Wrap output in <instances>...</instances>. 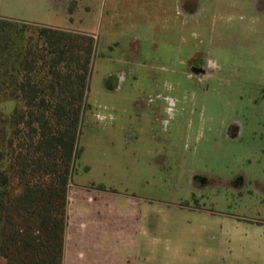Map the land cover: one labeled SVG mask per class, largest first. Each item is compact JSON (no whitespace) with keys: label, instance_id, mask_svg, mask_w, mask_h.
<instances>
[{"label":"rangeland","instance_id":"rangeland-1","mask_svg":"<svg viewBox=\"0 0 264 264\" xmlns=\"http://www.w3.org/2000/svg\"><path fill=\"white\" fill-rule=\"evenodd\" d=\"M0 16L96 37L71 262L93 260L78 233L122 261L106 239L133 228L134 262L264 264V0H0ZM103 106L115 120L97 121Z\"/></svg>","mask_w":264,"mask_h":264},{"label":"trees","instance_id":"trees-1","mask_svg":"<svg viewBox=\"0 0 264 264\" xmlns=\"http://www.w3.org/2000/svg\"><path fill=\"white\" fill-rule=\"evenodd\" d=\"M95 48L93 34L0 16V264H63Z\"/></svg>","mask_w":264,"mask_h":264},{"label":"crops","instance_id":"crops-1","mask_svg":"<svg viewBox=\"0 0 264 264\" xmlns=\"http://www.w3.org/2000/svg\"><path fill=\"white\" fill-rule=\"evenodd\" d=\"M17 20V19H16ZM25 22H29V23H38V24H44V23H39V22H33V21H27V20H22ZM48 25V24H45ZM53 26V25H50ZM54 27H58V28H64V29H68L67 26H57L55 25ZM70 185L68 186L69 189ZM69 200H68V204H67V217H68V226L69 223H71V219H70V215H69ZM139 214H141L140 212L138 214H135L134 216L137 217L139 216ZM83 223L81 222V225ZM112 234V238L106 239L110 242H113L115 240V243L117 246H121L122 249L124 251V256L121 258L122 261H120V259H114L111 260L112 257V253L113 250L111 251L112 247L111 245L108 246H104V245H100L98 243L97 247L95 248V240L91 239V238H86L85 236L80 235L79 233L76 236V240H75V244L79 245H85V242L88 241L87 244V252L88 255L90 257H92V261L90 262H84V261H70V256H69V251H67V242L68 240V233L65 234V238H64V257H63V264H142L139 260H136V262L131 261L128 256L129 255H136L138 254L139 250L142 247L141 244V240H140V235L138 233V230H135L132 228V231L129 234H126L124 232V230L122 228H116L113 229V231L111 232ZM91 239V240H89ZM96 241L97 237H95ZM99 242V241H98ZM80 254V253H79Z\"/></svg>","mask_w":264,"mask_h":264},{"label":"clouds","instance_id":"clouds-1","mask_svg":"<svg viewBox=\"0 0 264 264\" xmlns=\"http://www.w3.org/2000/svg\"><path fill=\"white\" fill-rule=\"evenodd\" d=\"M206 63H207V68L205 69V71H207V69H212L213 71H218L220 68L218 61L209 60ZM168 87L170 89L171 85H168ZM103 109H104L103 113L98 114L96 117L97 121L100 124H104L105 121L111 122V121L115 120V116L109 112L107 106H103ZM171 118H174V116Z\"/></svg>","mask_w":264,"mask_h":264}]
</instances>
